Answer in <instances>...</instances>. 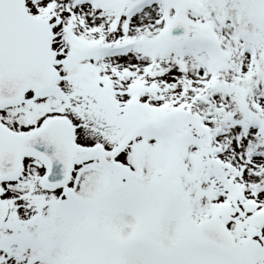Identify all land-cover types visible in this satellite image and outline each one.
Returning <instances> with one entry per match:
<instances>
[{"label":"snow or ice","instance_id":"snow-or-ice-1","mask_svg":"<svg viewBox=\"0 0 264 264\" xmlns=\"http://www.w3.org/2000/svg\"><path fill=\"white\" fill-rule=\"evenodd\" d=\"M0 264H264V0H0Z\"/></svg>","mask_w":264,"mask_h":264}]
</instances>
